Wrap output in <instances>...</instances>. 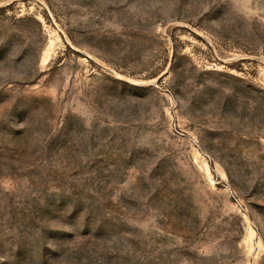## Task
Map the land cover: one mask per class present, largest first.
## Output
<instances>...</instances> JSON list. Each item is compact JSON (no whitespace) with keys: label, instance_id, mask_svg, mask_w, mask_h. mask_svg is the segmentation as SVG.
Masks as SVG:
<instances>
[{"label":"rangeland","instance_id":"obj_1","mask_svg":"<svg viewBox=\"0 0 264 264\" xmlns=\"http://www.w3.org/2000/svg\"><path fill=\"white\" fill-rule=\"evenodd\" d=\"M0 264H264V0H0Z\"/></svg>","mask_w":264,"mask_h":264},{"label":"bare ground","instance_id":"obj_2","mask_svg":"<svg viewBox=\"0 0 264 264\" xmlns=\"http://www.w3.org/2000/svg\"><path fill=\"white\" fill-rule=\"evenodd\" d=\"M202 161L204 163V166H205L206 171L207 172H210V168H209V164H208L207 160L206 159H203ZM220 171H222V174L225 175V172L223 170H220Z\"/></svg>","mask_w":264,"mask_h":264}]
</instances>
